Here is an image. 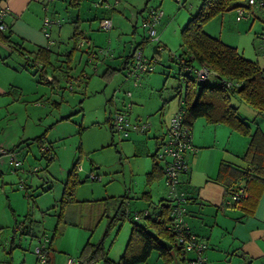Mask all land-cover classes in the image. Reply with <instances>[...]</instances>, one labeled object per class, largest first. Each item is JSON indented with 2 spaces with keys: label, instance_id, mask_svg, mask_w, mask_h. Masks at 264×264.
I'll return each instance as SVG.
<instances>
[{
  "label": "crops",
  "instance_id": "0c3cea01",
  "mask_svg": "<svg viewBox=\"0 0 264 264\" xmlns=\"http://www.w3.org/2000/svg\"><path fill=\"white\" fill-rule=\"evenodd\" d=\"M62 1L65 5L70 7L68 10H78L79 12L81 6L78 7V9H75L69 5L70 0ZM142 1L143 0H141V2ZM145 2L144 8L139 12H146V16L142 18V25H144L148 16L147 13H149L151 8L165 6V0H145ZM58 3L60 2L57 0H53L49 3L46 0H0V4L8 7V16L5 19L8 25V30L4 33L0 31V145L11 150V152L18 153V155L23 154L26 158L30 156V158H32V160H30V169L24 167L25 169L22 170H20L21 165L15 167L8 162L10 160L7 155L0 158V182H2L0 183V264H42L39 261L36 252L31 251L32 243L29 242V245H27V234H20V236H18L20 233L17 230L18 226L21 227L23 224L25 226L28 225L27 218L29 213L23 215L19 209L20 207L17 197H22L20 196L21 191L24 199H27L28 205L31 204V200L28 197H34L36 198L34 203L39 206V210L47 211L50 207L45 206L48 203L44 204L42 197L46 196V194L53 193L54 189L55 191L59 189L56 182L59 181L58 178L48 170L49 167L47 169L42 168V166H40L41 163H38L40 159L46 158L42 153L43 151H46L48 147H50L51 152L54 155L53 161L50 162L48 166L56 161L57 157H55L56 153L54 146L46 140L47 142L44 141L45 146L40 148V142L33 140L44 134L43 131L40 132L38 130L28 133V128L23 125L24 121L19 125L20 116L22 118L21 112H27L25 121L28 125V123L32 121V118L28 117L31 116L29 114H34V112H36L34 115L37 116L36 118H39L38 120L40 121L42 118L40 116L41 112L47 110L46 103L44 104L43 100L40 99L43 95H40V98H36V103L33 106L29 105L25 99L27 95L32 94L33 92L30 86L32 81L35 80L33 81L34 84L40 83L38 82L39 80H37L40 74L39 71L36 72L38 68L44 67V64L46 65L45 71L47 78L49 81L55 80L54 89L56 90L62 81L70 83V85H72V83L86 85V89L89 86L90 81H92V75L88 72V68L93 69V75L98 74V76H101L108 67H121L120 65L123 64L125 57L138 46H140L139 48L144 52L150 41L146 39L148 36L141 37V39H138V42H134L131 51L127 53L125 45L123 51L120 52L121 54L118 56L119 60H115L116 55L113 54V49L110 46L107 48L110 49L109 53H111L112 56H107L105 59L99 57L92 58V56L88 55L86 52L87 49L90 47L95 52L97 49L101 48V46L96 45L93 41L91 42L92 39L88 38L85 31L82 29L86 38L85 44L80 49L77 47L75 53L72 54V61L68 63L67 55L71 50V43L69 44V42L72 40H69L67 44L62 43L61 35L64 26L56 21L54 14H51L52 6L56 9L58 6L56 4ZM118 3L119 5L121 4L120 2ZM124 5V9L127 10V5L125 3ZM103 8L111 10V8L104 6ZM246 8L247 10L255 9ZM139 13H132L135 18V22L133 23L134 26H132V40L137 37ZM256 13L253 16L244 18L240 21L236 19V23L234 22L233 26H231V23L229 25V18L225 14H222L220 22V37L217 36L216 33H213L214 31L212 30L214 29L210 27V24L207 26L205 25V32L213 37H219L223 41L224 37L222 35L224 30L231 27L233 29L235 25L239 32H242L248 27V33L254 32V35L258 37L259 33L262 32L263 26L261 22H258L259 17ZM168 14L171 16L174 12L170 10L168 11ZM165 15L166 11L164 12L163 17H165ZM77 19L82 20L80 17H77L75 20ZM75 20L72 21L74 22ZM45 21L54 22L47 30L49 37L46 35V31H44ZM82 25L83 22L81 23V28ZM55 28H58L55 30L56 32L54 31ZM6 35H10V40L13 44H20L23 49L17 50L8 45L9 43L3 39ZM54 36L59 39H56ZM131 39L127 42L132 43L133 41ZM158 39L161 43L157 44L158 48L162 46L168 51L170 48H174L170 41L166 39L165 32L162 33L161 36L158 35ZM234 47L239 50L238 45ZM40 48L51 49V54L47 55L49 61H47V64L38 61V65L35 63V66L31 67L29 63L34 64L35 61L33 57L34 55L31 53L36 52ZM21 51L24 52L25 56L22 55ZM260 53L261 55L255 60H257L261 67H264V52L261 50ZM159 57L160 54H157L156 52L151 58H146L155 62ZM101 64L105 65L106 68L101 70L97 67ZM128 67L130 68L129 65ZM30 68H33L35 72L31 73L29 70ZM129 68L114 75L109 80L105 78L102 79L107 83H111L114 82L113 80H115V78L123 74L122 80L119 81L113 90V95L108 99L107 104L111 105L110 107H115L116 110L122 109L124 106L127 107L130 104L128 114L132 116L133 114H141V112H143L144 103L147 100L145 97L146 94L143 91L132 90V79L127 78L128 76L126 75ZM39 89L40 88L36 87L33 94H37L38 92L36 90ZM127 91L132 92L131 102H128V95L125 94ZM120 92L125 93L122 96ZM135 94L138 96L136 97ZM119 103L121 104L120 107H118ZM54 105H59V103H55ZM163 106L164 110H166V105L163 104ZM246 110L252 112L248 109ZM4 112L8 115V118L6 120L7 124L2 125V119L6 116ZM110 112H112V109ZM171 114L172 116L174 115V113ZM137 116L136 119L138 120L139 118H142L139 115ZM168 125L169 122L165 126L166 129H163V127L160 126L162 132L160 133L158 131L159 133H155L153 137L155 139H153L154 141L152 144L151 142H147V140H143L142 136L143 134L146 135V138L150 136L151 132L149 131L152 129V125L149 126V130L146 133L131 132L127 137H124L126 140L132 141V146L134 148L140 150L138 153L143 150V148L141 149L140 147H147L148 156L152 157V161L145 169V179L136 182L131 175L129 178V185H125L124 192H126L125 198L127 199L124 204L128 212L143 211L147 209L151 212L156 211L154 210V206H156L158 202L164 201L168 196L164 176L161 175L157 179L149 178V173L152 171V164L154 163L153 156L158 154L162 138H164ZM192 126L194 134V150L186 153V163L189 165V170L188 173L183 176L181 189L185 192L186 197L189 198L185 204L187 213L186 222L188 223V226L191 227L192 231L199 236V239H202L207 244V249L204 250L205 252L203 254L207 262L206 264H264V190L255 210L253 211L254 213L249 216H244L245 214L242 210L232 206L233 202L229 200L230 198L226 194L224 186L217 181V174H219L221 163L225 162L241 168L247 166L241 157L246 150L245 148H247L248 139L232 131L226 125H211L205 118L197 119ZM114 135L115 134H112V137H114ZM34 148H36V150ZM156 161L161 167L165 166V161L159 158H157ZM12 165L14 168H12ZM17 170H20L21 174L16 173V175H23V177L24 175L29 176L30 172L37 173V179L35 182L32 180L29 185L23 183L24 181L21 180L20 184L22 183L25 185L19 189L18 192H15L16 189L14 184L10 182L15 179L14 171ZM70 170L66 169V172L68 171L69 173ZM40 171L44 172L39 174ZM91 174H94V171L91 170L90 175ZM90 175H88V178H90ZM65 178L67 179V176L62 177L59 181L61 182L59 191L61 197L64 191ZM8 183H10V188L6 186L9 185ZM35 187L38 189H36L37 191H35ZM40 191H42L41 194L39 193ZM61 197L57 200L60 201ZM129 198L138 199V202L135 203L136 205L143 203L146 206L143 208L134 207V210H132L130 207H132L133 202H131ZM12 199L15 201L14 203ZM54 202H56V199H54ZM56 206L58 205L53 206L55 207V210H53L54 213L57 210ZM116 207L118 208V206ZM117 208L115 209L117 210ZM115 209L114 212L116 214L118 210L115 211ZM56 213L58 216V211ZM47 241L48 238L45 233L44 237L39 238L38 244L43 243L47 246ZM188 253L189 252L178 259V264H187V262L183 263L182 260H190L196 257L195 252H191L194 254L190 257L188 256ZM51 264H53L52 258Z\"/></svg>",
  "mask_w": 264,
  "mask_h": 264
},
{
  "label": "rangeland",
  "instance_id": "374dc122",
  "mask_svg": "<svg viewBox=\"0 0 264 264\" xmlns=\"http://www.w3.org/2000/svg\"><path fill=\"white\" fill-rule=\"evenodd\" d=\"M57 1L60 3L56 4L58 5L56 9L52 6L51 14H54L56 21L64 26L61 35V40L64 44H67L70 40L69 37L73 33L72 20L77 17L83 20L81 29L85 31L88 38L92 39L91 42H95L101 48L110 46L113 49V54L116 55L115 60H119L118 56L125 45L127 53L131 51L135 41L138 42V39L144 36L149 37L147 29L142 25V18L146 16V12L139 13L145 6V0L142 2L141 0H118L121 3L120 5H115L117 0H110L111 10L96 7L94 3L98 0H83L79 12L78 10H68L70 7L65 5L62 0ZM202 2L203 0H181V2L165 0V6L160 8L164 12L166 11V15L162 18L161 23L156 26L158 35L161 36L165 32L166 39L170 41L174 48H170L169 51L166 49L162 50L157 47V44H161L159 39H151L145 48L144 55L151 58L157 52L160 57L154 62L153 71L144 75L139 80L138 85H136L135 80H131L132 90L143 91L146 94L147 101L144 103L141 114L128 116L129 118L131 117L130 120L133 123L138 121L136 117L139 115L142 117L139 120L152 125V129L149 131L151 132L150 136L146 138L145 134L142 135L143 140H147L151 144L154 141L153 139H155L153 138L155 133L158 131L162 132L160 126L166 129L165 126L172 118L171 113H175L179 107V98L175 97L176 91L174 88L181 83L185 85V82L181 81L184 76L181 75L179 65L171 60L170 55L181 52L182 29L190 18L199 11ZM124 3L128 7L127 10L124 9ZM167 10L173 11L174 14L169 16ZM132 13H139L137 37L134 40L131 39L132 26H134L133 23L135 22ZM224 14L229 18V25L231 23V26H233L234 22L236 23L237 10L233 9ZM256 14L259 17L258 22H260L263 11L258 10ZM105 17L111 18L113 22V27L109 32L100 29V20ZM221 18L222 15H218L205 24L206 26L210 24V27L214 29L212 30L214 31L213 33H216L217 36L221 33ZM261 24L263 26L262 22ZM57 29L55 28L54 31ZM222 36L224 37L223 41L228 43V45H238L239 51L250 60L257 61L255 59L261 55L260 51H263L261 46L264 45V42L259 36L258 38L254 35V32L248 33V27L239 32L234 25L233 29L232 27L225 29ZM54 37L59 39L56 36ZM130 39L133 41L132 43L127 42ZM70 43L72 46L73 43ZM97 67L101 70L106 68L102 64ZM29 70L31 73L35 72L33 68ZM88 72L92 75V81H90L86 89V85L73 83L70 85V83L62 81L56 90L48 84H34L33 81L35 80H33L30 85L33 92L27 95L25 99L29 105L33 106L36 103V98H40V95H43L40 99L43 100L44 104L46 103L47 110L41 112L40 116L42 118L40 121L34 115L36 112L29 114L31 116L28 117H31L32 121L28 125L25 121L27 112H21L22 118L20 116L19 120V125L24 121L23 125L28 128V133L38 130L40 132L43 131V133L46 132V138L43 141L47 142L46 140H48L54 146L56 161L48 166L46 158L40 159L38 163H41L40 166L42 168L47 169L49 167L48 170L60 181L62 177L68 175L66 169L70 170L76 161H79V166L77 167L79 177L82 180H86V182L77 186L76 192H74L77 201L67 206L57 232H55L58 222L56 212L58 211L59 214L60 208L56 206L57 210L54 213L55 207L53 206L58 205L60 202L57 199L61 197L59 192L61 182L56 181L59 189L57 191L54 189L55 193H49L42 197L44 204L48 203L45 206L50 207L47 211L39 210V206L34 203V200H36L34 197H28L31 200L29 205L21 191L20 196L22 197H17L19 209L23 215L29 213L27 224L32 227L31 231L34 234V236H26L27 245H29V242L32 243L31 251L35 252L34 250L39 245V238L44 237L46 233L47 244L49 245V241L53 240L50 252L53 264H68L69 259L77 260V255L80 254L81 249L88 240L92 241V243L102 242L113 260L118 261L120 259L131 237L132 223L128 219H121L120 213L119 217L121 220L116 223V226L111 228V217L115 215L114 209L117 208L116 206H119L118 204L122 200L127 199L124 198L126 197L124 190L125 185L128 186L130 183L129 178L131 175L136 182L145 179L146 166L152 161V157L148 156L147 147H140L141 149L143 148L142 152H140L142 154H140L138 153L140 150L132 146L131 140H126L121 134L117 133L112 137L113 133L109 129L110 121L108 120L111 118L110 115L116 113V108L110 107L111 105H108L107 102L113 95V90L119 81L122 80L123 74L115 78L114 82L107 83L98 74L93 75L92 68H88ZM190 76L194 78L193 73ZM36 87L40 89L36 90L37 94H33ZM124 93L120 92L122 96ZM135 96L137 97L138 95L135 94ZM131 100L132 98L128 96V102H131ZM165 100H168V103L163 102ZM233 102L235 106H238L237 111L242 117H245L249 122L256 118L264 130V116L259 118L255 112L247 111L237 99H233ZM55 103H59V105H54ZM163 104L166 105L164 112L161 110ZM120 105L119 103L118 107ZM245 106L248 107L247 105ZM111 109L112 112H110ZM4 114L6 115L5 112ZM7 118L8 115L2 119V125L7 124ZM34 149L36 150V148ZM16 156L21 161L20 170L30 169L31 156L26 158L25 155H18V153ZM12 168H14L13 165ZM20 170L14 171L15 179L10 182L14 184L15 192L24 187L25 184H20L21 180L29 185L32 180L35 182L37 179V173L30 172L29 176L24 175V177L23 175H16V173L21 174ZM91 170L94 171V174L101 176L102 179L93 180L88 178ZM42 172L44 171H40L39 174ZM10 183L6 185L8 188H10ZM36 189L35 187V191L38 190ZM39 193L41 194L42 191ZM54 199H56V202H54ZM12 201L13 203L15 202L13 199ZM130 201L133 202L132 207H130L132 210H134V207L143 208L146 206L143 203L136 205L135 203L138 202V199L133 198ZM117 210L115 209V211ZM123 210H127L125 205ZM18 236H20V233ZM193 254L189 252L188 256L190 257ZM148 264H164V261L159 257L158 253L153 252ZM171 264H178V259L175 257Z\"/></svg>",
  "mask_w": 264,
  "mask_h": 264
},
{
  "label": "trees",
  "instance_id": "16d2710c",
  "mask_svg": "<svg viewBox=\"0 0 264 264\" xmlns=\"http://www.w3.org/2000/svg\"><path fill=\"white\" fill-rule=\"evenodd\" d=\"M82 1L70 0L69 5L78 9ZM240 7H248V0H203L199 11L190 18L182 29L181 52L171 54L170 58L179 65L181 75L184 76L181 81H184L185 85L181 83L174 88L176 91L175 97L179 98V107L184 111V121L191 127L192 131L194 122L199 118H205L211 125H226L232 131L248 139L247 148H245L246 150L241 157L247 166L241 168L223 162L220 165L219 174H217V181L224 186L226 194L230 198L229 200L233 202L232 206L242 210L244 216H249L254 213L253 211L264 190V130L256 118L249 122L245 117H242L237 111L238 106L234 105L233 99H237L246 109L255 112L259 118L264 116V74L262 72L264 67H261L257 61L246 58L237 48L226 44L219 37L209 35L204 29L205 24L214 17ZM82 22L80 19L73 22L74 31L70 37L73 45L67 55L68 63L72 61V54L77 50V44L86 39L81 29ZM3 39L15 49H23L22 45L13 44L10 35H6ZM146 39L151 40L149 37ZM160 48L165 49L162 46ZM133 51L125 57L123 64L120 65L121 67H108L101 75L102 78L109 80L114 75L128 69V65L130 70L134 62ZM21 53L25 56L24 52L21 51ZM31 54L34 55L35 60L34 64L29 63L31 67H34L35 63L38 65V61L47 64V61H49L47 55L51 54V49L40 48ZM45 68L46 65L44 64V67L38 68L36 71L40 72L38 82L55 88V80L49 81ZM201 68H206L210 72L204 80L196 75ZM191 73L194 74V78H191ZM167 101L164 102L168 103ZM161 110H164V106ZM112 115L108 120L110 121L109 129L115 134ZM45 138L46 132L33 141H39V147L43 148L45 146L43 139ZM42 154L48 159V164L53 161L54 155L50 147ZM157 158L158 154L153 156L154 163L149 178L157 179L161 175L165 176V166L161 167L156 161ZM78 166L79 161H76L74 166L70 168L66 181H64L63 195L58 204L60 212L55 232L59 230L67 206L77 201L74 194L77 186L86 182V180L80 179ZM242 191L243 193H241ZM233 196H237L238 199H234ZM187 200H189L188 197H186ZM125 202L126 199L118 204V211L111 217L110 221L111 228L116 226V223L121 219H128L132 223L131 237L120 259L118 261L113 260L102 242L92 243L88 240L81 249L80 254L77 255L76 261L78 264H148L153 252L159 254L164 264H171L175 257L180 259L182 255L185 256L183 250L177 244L175 236L168 229L172 220L170 215L172 206L169 203L170 198L168 196L164 201H160L154 206L156 211L151 212L147 209L148 215L140 220L133 217L134 212L123 210ZM144 211L136 212L143 213ZM31 229L30 225L25 226L23 224L21 227L18 226L17 230L21 235L34 236ZM52 242L53 240H50L49 245H45L47 252L45 264H51ZM182 261L188 264L189 260L183 259Z\"/></svg>",
  "mask_w": 264,
  "mask_h": 264
},
{
  "label": "built area",
  "instance_id": "2783aa9c",
  "mask_svg": "<svg viewBox=\"0 0 264 264\" xmlns=\"http://www.w3.org/2000/svg\"><path fill=\"white\" fill-rule=\"evenodd\" d=\"M48 3L53 0H46ZM177 2H181V0H176ZM120 1H116L115 5H119ZM96 7H107L111 8V4L109 0H98L95 3ZM248 8H255L252 10H247L246 7H240L237 10L236 19L238 21L253 16L258 10L263 11V15L261 17V21L263 23L262 32L259 33V37L264 42V0H248ZM148 16L144 22V27L147 29L149 39L158 40V31L157 26L163 16L164 11L158 8H151ZM8 16V7L0 4V31L5 32L8 30V25L6 23V18ZM54 22L45 21V30L46 35L49 37L48 29L52 26ZM113 27L112 19L103 18L100 20V29L103 31H110ZM86 40H81L77 47L80 49ZM264 51V45L261 46ZM88 55L92 56V58L99 57L105 58L107 56H112L109 48H99L95 52L89 47L86 51ZM134 53V62L132 64L131 69L127 73V78L135 80L136 85H138L139 80L147 73L153 71L154 69V61L149 60L145 57L144 52L141 48H136ZM264 74V69H263ZM209 70L206 68H201L197 71V77L204 80L207 78L209 74ZM128 96H132L131 91H127L125 93ZM129 106H124L122 109L116 110L115 114L112 115V124L113 129L117 134H121V136L127 137L131 132H143L146 133L149 130V124L147 122H143L142 120H138L136 122H132L129 118ZM184 111L178 108L176 113L172 116L169 125L167 126V131L162 138V142L158 151V158L165 161V183L168 190V197L170 198V205L172 206L171 211V224L168 227L169 231L172 235L175 236L177 240V244L183 250V254L187 252H195L196 257L190 259L188 264H206V259L204 258V250L207 249V244L190 229L188 223L186 222V194L181 189L182 184V176L187 174L189 165L186 163V153L188 151L194 150L193 146V131L190 126H188L184 121ZM8 156L10 163L15 167H19L21 165V161L18 160L16 153L11 152L9 149L0 145V158L3 156ZM90 178L93 180H101V176L97 174H91ZM243 193V191L241 192ZM234 199H238L237 196H233ZM148 211L145 210L143 213L134 212L133 217L136 220H140L145 215H148ZM36 255L38 256L40 262L42 264L46 263V250L45 245L40 243L35 250ZM68 264H78V262L74 259H69Z\"/></svg>",
  "mask_w": 264,
  "mask_h": 264
}]
</instances>
